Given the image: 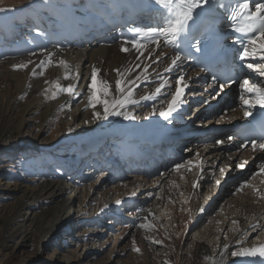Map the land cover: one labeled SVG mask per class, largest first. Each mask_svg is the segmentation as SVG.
Instances as JSON below:
<instances>
[{"label":"bare ground","instance_id":"6f19581e","mask_svg":"<svg viewBox=\"0 0 264 264\" xmlns=\"http://www.w3.org/2000/svg\"><path fill=\"white\" fill-rule=\"evenodd\" d=\"M36 1L39 0H25V3L17 7L18 13L14 18L15 20L18 17L16 19L17 26L0 29L1 34L10 41L9 44L11 45L33 39L30 43V50L25 52L26 54L23 56L13 59H3L4 57L0 59V69H5L0 77L6 76L10 84L5 91H0V112L12 108L14 98L24 95L27 90L30 92V81H34L31 79V75H39L44 71L42 66L46 67V76L42 75L41 79L35 80L37 83L34 88L32 86L30 95L26 93L29 98L19 113V133L23 134L27 125V115L37 110H43L52 117L53 110L58 109L57 112L62 115L61 122L65 119L69 121L68 132L63 137H66L65 142L68 146L69 154L67 157L74 159L71 160L70 166L66 167V170L71 169L70 177L63 175L62 170L58 174H61V177L66 180H61V177L57 176L58 179L51 181L45 180L36 184H31V182L24 185L15 184L14 186L9 181L8 183L5 182V185L0 182V187L7 188L11 196L19 192L25 193L20 196L32 194L35 195L36 200L49 203L48 209L46 208L45 211L41 212V216L45 217V224L47 225L43 226V233L35 253L22 255L21 261L24 260L25 264L40 263L43 258L47 257L46 255L41 257L42 254L40 253L48 252V244L60 243L62 249L53 251L49 257L62 264H163L161 263L163 256L162 254L159 255L158 252L162 251L168 254L169 249L173 252L172 258L164 256V262L169 264H175L179 259L181 264H184L186 260H193L195 263V261L203 259L202 256L214 258V262L210 260L212 264H264V257L230 256L232 251H239L241 246L251 248L264 244V235L261 237V241L256 239L258 242H251L243 238L246 236V230L250 227L252 235L260 233L261 236L264 233V180L250 178V173L239 175V171L233 169L242 157L250 156L249 150L226 152L221 144L216 143V139L206 141L200 137L197 141H193V139L187 141L183 150L184 159L177 162L183 163L185 167L179 171L173 170L174 165L177 164L173 163L165 170L158 169L151 173L150 176L152 177H150L144 174L138 166H135L134 161L137 158L140 161L138 163L144 167V160L139 154L141 148L145 146L144 140L151 136L170 133L168 129L173 121L182 120L183 123H186L202 106L206 109L205 103H194L202 91L203 84L191 81L196 72L192 69L189 60L181 56L182 62L178 63L177 66H171V59L176 55V51L171 44H165L162 38L159 46L145 42V47L137 51L131 48V44H125V40L118 39V31L115 28H109L106 32L104 29L97 30L96 26L115 19L116 11L112 10V5H115L114 0H66L63 2L46 0L49 6L41 10L30 7ZM128 1H132L133 4L137 3L138 7H142V9L157 6L154 0ZM25 4L30 6L24 9L22 6ZM118 9L121 7L118 6ZM50 11L56 13L58 18L52 19ZM150 24L153 26L154 23ZM24 25L30 26L33 30L38 29L35 30L37 33H40V30L42 32L34 35L31 30L25 29L24 31ZM56 32L64 33L61 48L54 46L50 41L54 40ZM7 35H12V37L9 39ZM136 35L135 33L134 37ZM91 36L92 39L89 41ZM70 41L72 42L70 43ZM122 47H127L129 50L127 52L121 51ZM49 59L52 61L51 64H48ZM60 60L67 62L69 66L67 73L65 68L59 65ZM24 63L28 64L24 70H17L13 67ZM93 67L99 70L97 79L107 81L117 96L119 95L115 92L117 79L133 81L127 86L132 89V99L136 100L137 103L128 104L120 111L131 112L135 119L125 120L123 116H109L107 120L93 119L94 109L87 106V85L91 82ZM168 67H171V71L166 72L165 68ZM117 69L122 74L121 76H118ZM66 74L69 76L68 79L64 78ZM77 74L79 75L77 76ZM137 76L140 78L136 79ZM179 76H183L182 83L188 85L183 92V103L178 112L173 113L168 120H164L159 115V111L167 108L168 102L172 99L171 94L176 91V80ZM260 81H264V79ZM53 82H59L62 86L74 85L73 93L70 95L59 92L56 99H50L52 91H55ZM162 82L166 83V86L159 95H156L155 90ZM11 86L15 92L14 97L9 90ZM146 96H153L154 98L143 99ZM239 103L234 110L230 109L228 114L217 112L202 125L209 127L222 122L224 118L231 120L241 118L244 114V105L241 100ZM191 105L194 106L192 111H190ZM153 109L156 110L155 114H153ZM95 110L100 111L101 114L103 112L99 105ZM85 121L88 122L85 123ZM149 129H151L150 132H148ZM40 133H31L30 143L36 142ZM70 134L75 135L70 136ZM120 146H122V150L119 156L114 157L117 154L115 147ZM112 157L115 166H118L119 160L126 158L128 165L133 163L135 166L132 169L135 173L125 171L116 174L111 166ZM189 160L194 165L191 166V170L187 164ZM164 164H168V161ZM222 166L230 168V173H226V177L237 174L240 178L254 183L257 191L252 186L242 188V180H237L231 188H225L220 197L212 200L216 194V191L213 192L215 180L220 177L219 168ZM95 173H97L95 181L80 186L77 184L83 181L85 177L95 175ZM75 174L78 177L76 180L73 178ZM198 176L203 179L201 180V188L192 191L195 178ZM123 180L126 181L121 183ZM101 181L112 184L105 188ZM68 188H70L69 194L65 195L64 191ZM121 191L128 192V194L130 192V194L121 197L119 195ZM131 193H139V196ZM144 193L145 195L142 196ZM110 194L116 196L115 203L112 202L113 198ZM181 196L185 200L181 199ZM21 198L18 196L14 201L15 204ZM131 198L139 204H145L146 210L144 212H140V209L130 210L127 215L138 216L141 223L147 222L154 225L151 230L156 231L155 237L148 230L146 237L137 241L135 233L140 236L145 231L137 229L136 227L139 228V225L134 224H125V226L119 224V227L115 229L125 228L126 235H122V232L116 233L115 236L109 234L101 242L93 241V231H88V235H91L89 238L82 239L79 233L74 235V232H71L70 228L68 229L69 223L76 219L80 222L81 227L88 226L85 217L86 207L92 208L93 213L99 212L100 217L97 223L101 225L107 221L106 218L112 216L111 211L107 209L112 208L117 201H120V207L124 205L126 208L124 211H126L130 206L128 208L125 204ZM107 204L109 206L103 208ZM206 205L209 206L204 208ZM114 208L119 213L117 218L123 219L125 215L124 212H121L123 210L121 208L119 210L118 207ZM219 210L220 212H218ZM104 211L107 212L103 214ZM161 212L166 218L161 215ZM218 213L220 214L218 215ZM145 218H147L146 221ZM166 219L172 220L169 225L173 224L177 225L179 229L183 228L179 234V239H175L174 244H170L167 239L162 237V228L165 227L167 232L171 230L170 226H164L168 223L165 222ZM155 220L156 222H154ZM234 220L237 221L236 224H233ZM82 221L85 223L81 224ZM21 225H24V222ZM50 225L52 226L51 230L49 229ZM157 227L159 228L156 230ZM84 233L82 234L84 235ZM65 235L77 237L75 244L83 240V243H79L83 246V252L81 254L79 252L80 255L74 256L64 248L65 245L62 247L61 236ZM154 241L161 243H154ZM133 242L137 248L142 245L145 246L147 252L143 257L138 258V256H131L132 251L129 250L130 253L127 252L128 257L123 259L126 254V247L133 246ZM19 243L17 241L15 246L18 247ZM166 245V248L160 247L161 250L153 253L155 250L152 251L153 246ZM224 245H228V248L225 249ZM210 248L215 249L209 251ZM135 253L133 252L134 255Z\"/></svg>","mask_w":264,"mask_h":264},{"label":"rangeland","instance_id":"374dc122","mask_svg":"<svg viewBox=\"0 0 264 264\" xmlns=\"http://www.w3.org/2000/svg\"><path fill=\"white\" fill-rule=\"evenodd\" d=\"M24 1L25 0H0V9H4V11H0V29L6 28V27L17 26L16 19L18 17L14 20L15 16L18 13L17 7L25 3ZM58 1L63 2L66 0H58ZM33 5L27 6V4H25L24 6H22V8L26 9L30 6L32 9L41 10L45 8L46 6H49L46 0L36 1L34 2ZM49 13L52 19L58 18L56 13H53L51 11ZM29 20L31 19L29 18ZM25 29H28V31L31 30V32L34 35L40 34L42 32V30H40V33H37L35 30H38V29L33 30L30 26L24 25V31ZM10 37H12V35L8 36L9 39ZM31 41H33V39H27V40L19 42V44L17 43L16 45H13V44L11 45L9 44L10 41L6 40V38H4V36L0 32V59L3 57H4L3 59L5 58L13 59L14 57L23 56V54H26L25 52H28L30 50L31 48L30 43H32ZM50 41L54 44V46L61 48L62 42L64 41V33L56 32L54 35V40L53 41L50 40ZM71 42L72 41H70V43ZM35 43L37 45V42ZM42 67L44 70L42 72L43 73L45 72L43 76H46V71H47L45 69L46 67L44 66ZM4 71H5L4 68L0 69V74H2ZM41 76L42 75H40V73L39 75L38 74L31 75V79L34 80V81H30L31 90H32V86L33 88L36 86L37 82L35 80L41 79ZM9 86L10 84L8 83L7 77L6 76L0 77V91L1 90L5 91L7 87ZM9 90H10V93L13 94V97H14L15 92H14L13 87L11 86ZM31 90L30 92L27 90L26 93L30 95ZM26 93L24 95H19L18 98L17 97L14 98L12 108L4 112H0V182L3 183L4 185H5V182L8 183V181L12 186H14L15 184L24 185L30 182L31 184H36V183L44 182L45 180L51 181L54 179H58L57 176L61 177V174L58 175L60 173V170H62L63 175H66L65 174L66 167H68L69 164L71 163V160L74 159L72 157H67V155L69 154L67 150L68 146H66V142H65L66 137H63L64 134L68 132V129H69L68 122L69 121L65 119L63 122H61L62 115H60L57 112L58 109L53 110L52 117H50L48 112L43 111V110H37L33 112L32 114L27 115V125L24 128L23 134L19 133V129H18L19 113L21 112L23 104H25L27 98H29V95H27ZM35 132H41L40 137L36 139V142L30 143V138L32 137L30 134L31 133L35 134ZM73 135L75 134H70V136H73ZM71 140L73 141V138H71ZM65 158L67 159L69 158L68 159L69 161ZM96 176H97V173H95V175L85 177L83 181H80L77 184H79L80 186L85 183L93 182L96 180ZM60 179L66 180L64 177H61ZM76 179L77 178L75 177V180ZM98 181L100 182V180ZM125 181L126 180H123L121 181V183ZM103 183H104L105 188H108L112 184L107 181L106 182L101 181L102 185ZM69 189L70 188L64 191L65 195L69 194ZM21 194L24 195L25 193L23 194L19 192L15 196L14 195L11 196L10 191L7 188H4V186L0 187V264H25L24 260L21 261L22 255L24 254L27 255L31 252L35 253V249L37 248V245L40 241V236L43 233L42 232L43 226L47 225L45 224V221H46L45 217L43 218L41 216V212L45 211L46 208L48 209L49 203L36 200L35 195H32V194H29V196H20ZM129 194L128 192L121 191L119 195L121 197H124ZM131 194H135L139 196V193H131ZM110 195L113 198L112 202L115 203L116 196L114 194H110ZM144 195L145 193L142 194V196ZM18 196L22 198L24 197L26 198L19 199L17 204H15L14 201L17 199ZM180 198L185 200L183 196H181ZM22 203H24V205H22ZM151 203H153V201H151ZM120 205H121L120 203L119 204L116 203L114 204L113 207H120ZM108 206L109 204L105 205L103 208H107ZM118 209L120 210V208ZM145 210L146 209L144 207H141L139 211L144 212ZM106 212L107 211H104L103 214H105ZM218 212H220V210ZM93 214L94 213L92 211V208L86 207V211H85V217L87 218L86 223L89 224L91 221L96 220L91 217L93 216ZM219 214L220 213H218V215ZM161 215H163L162 212H161ZM99 217L97 218L96 221H98ZM163 217L166 218L165 215H163ZM23 222H24V225H21V223ZM76 222H78L79 224ZM82 222L83 223L81 224L85 223L84 221ZM139 222L140 220L137 222L136 225H140L141 222L140 223ZM154 222H156V220ZM165 222H168V223H166L164 226H170L171 230L167 232L165 230V227L162 228V232H163L162 237L167 239L170 244H174L175 239H179V234L181 233L183 228L181 227L179 229L177 225H173V224L169 225L172 222V220L166 219ZM49 227H50L49 229L51 230L52 226L50 225ZM136 228L139 230L142 229L140 227L139 228L136 227ZM158 228L159 227H157L156 230ZM68 229L71 230V232H74V235L75 233H79L82 239L89 238V236L91 235H88V231L90 232L93 231L92 227H88V226L81 227L80 222L77 221V219L74 222L69 223ZM124 229L125 228L121 227V229L119 228L118 232L116 233L120 234L122 232V235L124 234L126 235V230ZM173 229H175V231H173ZM250 229L251 227L246 230V236L243 238L246 240H250L251 242L261 241L260 239H262L261 237L264 235V233L261 236L259 235L260 233H256L252 235ZM143 230L145 231V233H143L140 236L135 233L137 241L143 240L146 237L148 230H145V229ZM84 232H86L87 234ZM149 232H151L152 236L154 237L156 236L155 230H151V231L149 230ZM82 233H84V235ZM116 233H111L112 234L111 236H115ZM79 235H78V238H79ZM107 235H97L94 233L93 241H97V242H101L102 240L104 241ZM257 236H259L258 241H256ZM61 237H62V240H61L62 247L63 245H65L64 248L70 251L74 256L76 255L78 256L81 254V252H83V246L79 244V243H83V240H80L78 243L75 244L74 242L76 241L77 237L75 238L71 235H67V236L65 235ZM17 241L20 242L18 247L15 246V243H17ZM48 246H49V249H47L48 250L47 253H44V252L40 253L42 254L41 257L45 255L47 257L43 258L42 259L43 261L41 260L40 263H36V264H62L59 262L57 263V261L52 260L49 257V254L53 253V251H58L59 249H62L60 246V243L48 244ZM209 246L211 247V245ZM160 247L166 248L167 245L166 246H156V247L153 246L152 251L153 249H155L153 253L161 250ZM132 249H133V246L126 247L125 249L126 254L123 257V259L128 257L127 252L129 250L132 251L131 256H138V258L143 257V255L147 252V248L143 245L139 247L140 249L139 252L135 253V251ZM214 249L215 248H212V249L210 248L209 251L214 250ZM130 251L128 253H130ZM168 251H169L168 254L162 251L158 252L159 255L162 254L163 256L161 257L162 258L161 263L163 264H169V263L164 262V256L166 257L169 256L170 258H172L173 252L171 251V249H169ZM133 252L135 253V255L133 254ZM202 257L203 259L195 261V263L193 260H189V261L186 260L184 264H193V263L194 264H212L210 259H206L207 256H202ZM175 264H181L180 259Z\"/></svg>","mask_w":264,"mask_h":264},{"label":"snow or ice","instance_id":"6c2138e0","mask_svg":"<svg viewBox=\"0 0 264 264\" xmlns=\"http://www.w3.org/2000/svg\"><path fill=\"white\" fill-rule=\"evenodd\" d=\"M155 5L162 9V19L163 23L157 25L156 27H146V28H136V37L131 40H125V44H131L132 48L140 51L145 47V42L155 44L159 46L161 38L165 44H171L177 49L176 55L171 59V66H177L178 63L182 62L180 52L181 43L183 40L187 39V35L191 29V23H195L198 17H202L210 9H215L217 0H154ZM232 4L230 9V15L227 16L230 22V27L235 33H240L241 35L236 37L233 41V47L235 49L236 59L239 60L240 66L249 70L252 73L257 74L260 77H264V0H230ZM207 6V7H206ZM254 6V10L253 9ZM219 7L225 8L226 5L220 4ZM4 11V9H0ZM191 22V23H190ZM133 31V30H130ZM196 47V45H192ZM206 47V46H205ZM129 49L127 47H122L121 51L127 52ZM200 47H197V51H201ZM143 55V52H141ZM186 55H190L186 52ZM51 59L48 60V64H51ZM43 64V62H42ZM59 65L63 66L68 71V64L64 60L59 61ZM15 69H24L28 67L27 63L18 64L13 66ZM118 76L122 74L117 69ZM165 71H171V67L165 68ZM99 70L93 67L90 80L91 82L87 85L88 90V107L94 109L93 119L107 120L109 116H123L125 120L135 119L131 112L120 111V109L125 108L128 104H136L137 101L132 99L133 91L127 85L133 83V81H125L123 79H117L115 82V92L119 93L117 96L112 90V86L104 80H98L97 74ZM44 73L41 72L40 75ZM79 74H77L78 76ZM65 79L69 76L66 74ZM140 77L137 76L136 79ZM213 83L218 85L219 91H223L225 87L230 84L239 83L241 89L240 100L245 106L244 115L245 117H253L256 119L255 110L259 108V124L261 128V136L259 137V142L257 139H250V144L253 149L264 150V81H254L250 80L247 76L240 79L239 81L235 78H229L224 82H220L219 77L213 76ZM184 80L183 76H179L176 80V91L172 93V99L168 102L167 108L160 110L159 115L163 117L164 120H168L173 113L178 112L181 104L183 103L182 96L184 89L188 87L186 83H182ZM47 83V81H46ZM166 86V83L162 82L159 87L156 88L155 94L159 95L161 90ZM74 85L69 84L68 86H62L59 82H53V88L50 99H56L59 92H64L72 94L74 90ZM48 91V90H46ZM153 96H146L143 99H153ZM97 105L101 106L103 112L96 111ZM156 110L153 109V114ZM88 121H85L87 123ZM229 140L232 137H228ZM216 143H223V141L217 140ZM243 146V145H242ZM198 155V154H197ZM189 165V170L193 162L191 160L187 161ZM247 161H243L238 164L237 167L243 169ZM185 167L183 163H177L174 165L173 170L179 171V169ZM258 172H254L253 177L264 173V163L258 166ZM223 172V169H221ZM219 184V181H217ZM247 181L241 186L251 187ZM120 201H117L119 204ZM147 218H145V221ZM237 221H233L236 224ZM140 228L145 230H151L154 225L147 222H142L139 225ZM259 239V236L256 237ZM154 243H161L160 241H154ZM243 243V242H240ZM225 249L228 245H224ZM133 250L139 252L140 249L135 247V242H133ZM232 256L240 257H264V244L257 247L245 248L240 247L239 251H232ZM206 259L213 260L212 257H206Z\"/></svg>","mask_w":264,"mask_h":264}]
</instances>
